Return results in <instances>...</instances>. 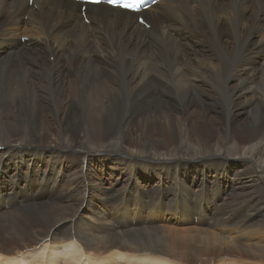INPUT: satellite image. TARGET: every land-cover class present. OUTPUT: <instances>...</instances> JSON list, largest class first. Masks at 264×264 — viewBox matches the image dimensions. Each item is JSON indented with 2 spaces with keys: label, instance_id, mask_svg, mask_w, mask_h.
<instances>
[{
  "label": "bare ground",
  "instance_id": "bare-ground-1",
  "mask_svg": "<svg viewBox=\"0 0 264 264\" xmlns=\"http://www.w3.org/2000/svg\"><path fill=\"white\" fill-rule=\"evenodd\" d=\"M85 14L72 0H0V264L168 261L154 252L215 264L238 250L264 264V0H160L141 12L148 28L104 4ZM96 162L126 171L116 193L154 173L155 196L201 166L172 220L216 245L139 226L167 219L166 202L148 200L141 219L138 200L88 183ZM208 164L229 188L209 199ZM74 195V210L46 209Z\"/></svg>",
  "mask_w": 264,
  "mask_h": 264
},
{
  "label": "rangeland",
  "instance_id": "rangeland-1",
  "mask_svg": "<svg viewBox=\"0 0 264 264\" xmlns=\"http://www.w3.org/2000/svg\"><path fill=\"white\" fill-rule=\"evenodd\" d=\"M127 156L129 158L130 155L127 154L124 156V158L122 156L123 160H127L128 158H125ZM214 158L215 157H212L211 159H214ZM130 160H133V161L138 160V162L140 161L142 163L147 162L142 157L140 158L134 157L133 159H130ZM208 166L209 168H206L207 170L206 173L208 174H214L216 171H219L218 172L219 174L217 173L218 174L217 178L215 177L209 178L208 176L209 179L206 182L205 193L209 199L211 196L217 193L223 195L227 190H229V188L227 187V183H228L227 177H225V175L223 174L224 173L223 167L218 168V170H214L210 168V164H208ZM228 168L229 170L233 171V169L234 170L239 169V166L234 167V165L230 164L228 165ZM184 170L188 172V176L182 178L181 182H179L181 183V185H177L178 183L173 184L171 180H168L166 182L167 186L163 188L164 193L157 195V196L151 194L152 190L158 189L157 186H154V183H155L154 175L155 174L152 172L148 173L142 169H137L135 172V174L137 175V180L129 181L126 188L123 191H119L117 193L115 192L116 190H121L122 179L126 178V171L124 169L118 171L119 173L118 174L117 171L114 168L109 167L108 164L102 168L101 164L99 162H96L95 164L89 163V166L87 167L86 172H87V180L89 184L92 183V180H94L96 176L100 177V181L99 180L98 181L101 183V186H100L101 189H96L95 190L96 192H101L102 194V190L105 188H108L112 190V193L115 192L114 193L115 195H119L120 197H123L124 200L127 201L128 203H131L134 199L138 200L139 205L136 208L139 210L141 219H142V216L148 213L149 210L153 207L152 205L147 204L148 200L163 199L166 202L167 206L156 208L155 213L157 215H163V217H166L167 219H162L161 217H157L154 219H149L147 221L143 220L142 221L143 223L139 226L143 225V226H146L149 229V231L155 230L157 232H159L160 226H163L162 228L175 227V229H179L177 230L178 234H180L181 231L184 229H189L190 235L193 236L194 238L191 242L194 245L199 246V247L205 246L209 250L212 248V246L216 245V242L212 236L208 235L205 232L207 230L201 229V227L197 223H194V224L192 223L189 225L181 224V223L177 224L172 220V217L179 216L176 213L175 208L172 205L174 199L177 197L193 196L191 190L187 186H192V179L196 176V174L199 171H202L203 169L201 166L192 165L190 167H184ZM110 175H112L113 177H110ZM119 176H121V179L118 182H115L114 179H116ZM8 178H9L8 175L5 176V178L2 180L0 185L3 182L7 181ZM242 179L244 180L245 176ZM92 199H97V197L93 198L89 196V200H92ZM79 204H80V200L78 199V197H76V195H74V197L70 196L69 198L66 197L62 199H49L45 205L47 207L46 209H50L51 212H55L59 208H61L62 210L71 211V210H74ZM127 218H131V217H127ZM133 223L136 224L137 222H133ZM191 226L197 227V229L192 230L190 228H187ZM43 227H44L43 224H38L35 230L39 231ZM167 233H168L167 230H162L160 232V235L165 238ZM121 250H124V249H120V251ZM121 252L125 253L126 255L130 254L129 252H124V251H121ZM131 254L137 255L136 252L131 253ZM151 256H158L161 258H165L168 261L166 263H160L159 261H152L151 259L137 258V257H134V259L131 261L130 260L124 261L126 258L125 257L123 260H118L121 262H118L117 264H198V263L179 262L177 259L172 258L171 256L167 254H163L159 252H154L151 254ZM23 260L27 262L29 261V258H24ZM261 262L262 260L256 257L253 253L238 250L236 253H225V254L223 253L221 255L220 261L215 264H261Z\"/></svg>",
  "mask_w": 264,
  "mask_h": 264
},
{
  "label": "snow or ice",
  "instance_id": "snow-or-ice-1",
  "mask_svg": "<svg viewBox=\"0 0 264 264\" xmlns=\"http://www.w3.org/2000/svg\"><path fill=\"white\" fill-rule=\"evenodd\" d=\"M90 2H92V3H100L101 0H90ZM108 2L110 4H113V5H117L118 4V0H108ZM118 6L126 8V9H134L135 8V5L132 4V3H123V4H119Z\"/></svg>",
  "mask_w": 264,
  "mask_h": 264
}]
</instances>
